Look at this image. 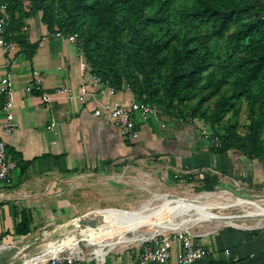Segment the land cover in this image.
Instances as JSON below:
<instances>
[{
	"label": "crops",
	"instance_id": "obj_1",
	"mask_svg": "<svg viewBox=\"0 0 264 264\" xmlns=\"http://www.w3.org/2000/svg\"><path fill=\"white\" fill-rule=\"evenodd\" d=\"M26 31L31 42L39 43L32 59L20 48L7 52L0 46V106L7 100L1 84L6 77L19 121L18 129L7 136L3 129L6 114L0 113V137L7 140L12 160L16 153L24 161L32 162L24 174L18 164L10 180L0 183V244L10 245L0 250V264L7 257L4 254L20 238L29 235L15 232L23 208L51 206L56 209L54 218L66 221L84 212L83 208L98 204V194L91 198L81 194L73 195L74 199L68 196L84 190L85 183L78 179L100 180L115 174L117 169L139 164L167 169L139 170L151 176L174 174L185 180L189 175L207 173L225 183L233 179L251 185L264 184V167L236 151H216L210 139L202 135L201 121H180L161 111L158 117L139 120L140 135L133 140L122 136L105 117L94 115L98 100L122 104L136 100L127 87L114 95L107 89L97 90L87 102L54 95L53 101L46 104L38 93L28 94L26 87L36 80L48 92L59 86L79 91L83 83H91L94 73L80 54L78 44L50 31L41 12L27 20ZM73 179L75 182H71ZM62 181L70 183L66 186ZM31 211L34 229L39 218L35 216L36 210ZM195 233L203 234L201 239L208 253L194 264H264V226H213L205 233ZM143 248L112 250L106 255L105 264H138L137 255ZM179 249L180 241L175 239L173 257L165 264H178ZM15 254L10 257L12 260Z\"/></svg>",
	"mask_w": 264,
	"mask_h": 264
},
{
	"label": "trees",
	"instance_id": "obj_2",
	"mask_svg": "<svg viewBox=\"0 0 264 264\" xmlns=\"http://www.w3.org/2000/svg\"><path fill=\"white\" fill-rule=\"evenodd\" d=\"M7 5V35L32 59L27 20L42 13L50 31L77 35L94 74L116 89L178 119L198 118L211 130L245 99L252 126L244 137L232 124L220 137L230 150L264 167V0H0ZM225 40L222 51L215 43ZM221 95L208 116L204 104ZM197 99L190 115L178 104ZM202 112V113H201ZM201 116L198 117V114ZM207 122V123H208ZM21 174L31 165L14 153ZM21 211L17 235L33 231Z\"/></svg>",
	"mask_w": 264,
	"mask_h": 264
},
{
	"label": "rangeland",
	"instance_id": "obj_3",
	"mask_svg": "<svg viewBox=\"0 0 264 264\" xmlns=\"http://www.w3.org/2000/svg\"><path fill=\"white\" fill-rule=\"evenodd\" d=\"M215 45L220 49V51H222V48L225 45V40H220L216 42ZM220 96L221 95H217L204 104L203 111L207 112L208 116L211 115L216 109L220 101ZM196 100L197 99L188 100L184 102V104H178V106L182 107L186 115L188 116L190 115V112L195 106ZM237 108L239 109V113L237 115L236 110L231 111L227 113L220 122L215 124V126L212 128L215 132V135L216 133L224 135L228 127H230L234 123H237V131L240 135L246 137L249 134L252 126V120L249 116V107L247 101L243 99ZM201 113L198 114V117L203 116H201ZM199 121H201V123ZM197 122L200 123L201 127L205 126L208 130L212 131L210 128V122L207 121V123L202 119H199ZM262 137L264 138V132L262 134ZM117 170L118 171H116L115 174L106 176V178L101 177L100 180H98L96 177L93 180L78 179V182L82 181L85 183V188L79 193L75 191L69 193L68 196H72L71 199L75 198L73 197V195L75 194H81L82 196L87 198L94 197L96 194H98L100 200L96 206L89 205L87 208H83L84 212L78 213L77 215L73 216L72 218L66 221L54 218L56 217V209L52 208L51 206L47 207L45 205L42 207L23 208L29 210L31 213L32 209H34V212L36 210L37 214L35 213V216L39 218L37 221V226L34 227L31 234L26 237L20 238V240L14 244L15 246L9 251H7L6 254H4V257L5 255H7V257L2 260L4 261V263L2 264H8L10 260L12 261L10 257L15 252L17 254L14 255V262L19 259V254H23L22 256L28 258L45 250V248L48 247V245L51 243L61 245L64 243V240H66L68 236L73 237L75 240L84 239L83 231H86L87 233V231L89 230V223L82 224V226L80 227V231H75L73 227L77 221L86 219L87 217H89L90 214L94 215L99 213L100 211L132 212L141 209L146 204H149L151 208L159 207L162 202L155 200L156 194H168L171 198H184L187 201L189 200V202L195 197L207 193H217L216 197L209 200L210 202L215 203L224 201V199L230 197V195L250 200L264 201V184L262 183H254L253 185H251L247 184L246 182L240 183V181H236L233 179H231L230 182L228 181L229 183H225V181L222 182L219 177L209 175L207 173H196L193 175H189L188 177L184 178L185 180H182L174 174L170 175V177L164 175L162 176L156 173L151 176L142 174V172L139 171L167 170L163 166H141L137 164L130 167L120 168ZM71 182H75V179H73ZM62 183H64V185L66 184L67 186L70 182L66 183L62 181ZM223 192L227 194H224ZM212 212L224 216L244 214L241 208L232 206L213 209ZM192 219L195 220V217ZM258 223V220L251 218H246L242 220L240 219L236 221V224H239L238 227L247 228H257ZM60 226H66V230H68V232H63L65 229H60V231H58ZM213 226L231 225L227 224L226 221L224 222L218 220H205L188 230L205 233L210 229V227ZM125 231V237L129 238H134L139 235H147L148 237H150L156 232H159L157 228L153 229L150 226H144L137 231H129V229ZM171 231L169 230L168 232ZM47 233L52 235L45 236V234ZM118 240V237L113 238V241L115 242ZM143 242L138 241L126 243L117 246L115 249L104 247L103 253L107 254L108 252L116 249H133L136 247L139 248V246L140 248H142V246L145 245L143 244ZM27 244L31 245V248L28 251L24 249H19L21 246ZM80 246L87 257H91L92 252L96 254V246L90 245L88 241L83 240V242L80 243ZM82 262H88V260H84Z\"/></svg>",
	"mask_w": 264,
	"mask_h": 264
},
{
	"label": "built area",
	"instance_id": "obj_4",
	"mask_svg": "<svg viewBox=\"0 0 264 264\" xmlns=\"http://www.w3.org/2000/svg\"><path fill=\"white\" fill-rule=\"evenodd\" d=\"M7 5L0 3V46L7 52L17 51L18 45L8 39L7 35ZM264 19V15H263ZM56 36H66L70 41L78 42L77 35H66L62 31H57ZM79 46V44H78ZM79 51L84 56L83 48L79 46ZM2 91L7 100L1 104L0 113L6 114L5 123L3 125L4 132L7 136H11L19 127V121L14 113V101L12 91L9 86V79L3 78ZM109 91V94L114 95L118 91L109 81L104 80L101 76L94 74L91 83H83L76 91L70 86H59L53 92H48L44 89L42 82L36 80L26 87L28 94L38 93L43 102L50 104L53 101V96L65 97L71 101L79 100L87 102L94 96L97 90ZM98 106L94 110V115L97 117H105L117 130L125 137L133 140L138 139V122L139 120H147L149 117H158L161 110L158 106L151 103H143L140 100H134L128 104L117 103L115 101H97ZM180 121L197 122L198 118H180ZM202 133L207 136L214 148H219L222 145L220 137L216 136L207 127H201ZM18 163L8 156V143L6 139L0 137V183L7 182L12 177L13 173L18 169ZM191 230H174L171 232H156L143 244L144 248L140 250L137 260L138 264L158 263L165 264L173 257V245L175 239L180 241V249L177 254L178 264H194L196 261L204 258L208 251L203 243L201 236ZM9 245L0 244V250L9 248ZM46 249V248H45ZM109 253V252H108ZM107 253V254H108ZM106 254V255H107ZM20 255L16 262L15 258L9 264H77L84 260H95L96 264H105L106 255L99 258L94 252L91 257H87L82 249L67 250L63 249L59 252H46L45 250L33 255L32 257H24Z\"/></svg>",
	"mask_w": 264,
	"mask_h": 264
},
{
	"label": "bare ground",
	"instance_id": "obj_5",
	"mask_svg": "<svg viewBox=\"0 0 264 264\" xmlns=\"http://www.w3.org/2000/svg\"><path fill=\"white\" fill-rule=\"evenodd\" d=\"M223 193L227 194L225 192ZM216 196L217 193H207L197 196L189 202V200L187 201L184 198H171L168 194H156L155 200L162 202L159 207L151 208L149 204H146L141 209L132 212L100 211L74 224V230L80 231L82 224L89 223V230L87 233L83 231L84 239L75 240L73 237L68 236L63 244L56 245V243H51L46 247L45 251L59 252L63 249L72 251L82 249L80 243L85 240L88 241L90 245L96 246L97 257L102 259V257L106 255L103 253L104 247L115 249L122 244L138 241L143 242L149 238L147 235H139L134 238L125 237L124 231L128 229L129 231H137L144 226H150L153 229L157 228L159 232L187 230L205 220L226 221L227 224L238 227L239 224H236V221L246 218L258 220L259 223L257 227L263 226L264 201L250 200L234 197L232 195L222 202L215 203L209 201ZM230 206L241 208L244 214L224 216L212 212L213 209ZM194 217L195 220L192 219ZM60 229H65L63 232H68L66 226H60L58 231H60ZM51 235L52 234L48 233L45 234V236ZM114 237H118L119 240L116 242L113 241ZM30 248L31 245L27 244L21 246L19 249L28 251Z\"/></svg>",
	"mask_w": 264,
	"mask_h": 264
}]
</instances>
